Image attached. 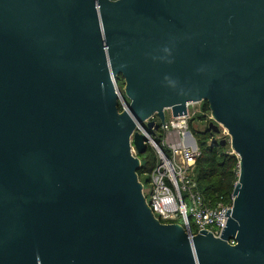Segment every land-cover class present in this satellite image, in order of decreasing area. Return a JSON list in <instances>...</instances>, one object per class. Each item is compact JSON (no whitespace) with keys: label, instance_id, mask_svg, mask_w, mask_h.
Returning <instances> with one entry per match:
<instances>
[{"label":"water","instance_id":"95a60500","mask_svg":"<svg viewBox=\"0 0 264 264\" xmlns=\"http://www.w3.org/2000/svg\"><path fill=\"white\" fill-rule=\"evenodd\" d=\"M204 101L220 237L156 218L132 153ZM0 264H264V0H0Z\"/></svg>","mask_w":264,"mask_h":264},{"label":"built area","instance_id":"2783aa9c","mask_svg":"<svg viewBox=\"0 0 264 264\" xmlns=\"http://www.w3.org/2000/svg\"><path fill=\"white\" fill-rule=\"evenodd\" d=\"M115 84L118 86L117 80ZM202 103L188 104L187 114L178 117L173 116L171 109H166L164 123L160 122L157 115L148 119L159 123L160 141H156L153 133L146 128V123L136 128L145 135L147 146L152 148L156 156V166L150 174V186L147 187L139 179L143 183V194L147 203L161 222L180 224L193 235L204 229L215 237H220L227 225L226 213L229 209L232 210L233 202H212L200 191L196 180L195 168L201 151L190 122L201 114L205 115L206 125L214 120L211 110L210 114L202 111ZM222 131L229 135L226 128L221 127ZM219 134L212 138L210 143L220 141ZM132 153L139 156L133 143ZM230 243L236 242L230 240Z\"/></svg>","mask_w":264,"mask_h":264},{"label":"trees","instance_id":"16d2710c","mask_svg":"<svg viewBox=\"0 0 264 264\" xmlns=\"http://www.w3.org/2000/svg\"><path fill=\"white\" fill-rule=\"evenodd\" d=\"M117 81L120 90L123 92L125 86L123 78L120 80L118 78ZM201 108L204 113L210 114L208 102L204 101ZM119 109L121 111L123 109L121 104ZM204 120L205 115L201 114L190 122V127L198 139L201 151L195 168L196 180L200 191L207 199L214 203L224 202L232 204L233 192L239 179L240 159L236 153H233L232 148L228 144L222 146L221 140L210 143V140L216 137L217 133L209 128V124L206 125L204 130H196L194 128L195 122L204 123ZM140 158L142 165L138 175L141 181L147 185L146 183H150V174L156 166V156L152 148L148 147L146 154L140 156Z\"/></svg>","mask_w":264,"mask_h":264},{"label":"rangeland","instance_id":"374dc122","mask_svg":"<svg viewBox=\"0 0 264 264\" xmlns=\"http://www.w3.org/2000/svg\"><path fill=\"white\" fill-rule=\"evenodd\" d=\"M122 77H119V80L121 79ZM127 101L130 102L129 98H127ZM169 116V112L167 111V117ZM146 128L149 130V132L153 133V135L155 136V139L156 141H160V136H161V131L160 130H154L150 127H148L146 124H145ZM194 128L196 130H204L206 128V124L202 123V122H195L194 124ZM219 137L220 139H225L227 141V144L231 147V138L230 136L227 134L224 133V131H222L220 134H219ZM226 144V145H227ZM146 154V153H145ZM144 154H140V156H142ZM143 181H144V178H143ZM147 184V187L150 186L149 183H146ZM189 211H190V207H189Z\"/></svg>","mask_w":264,"mask_h":264}]
</instances>
